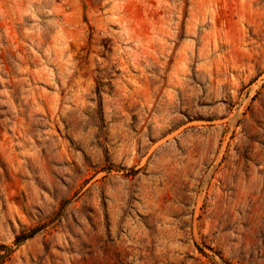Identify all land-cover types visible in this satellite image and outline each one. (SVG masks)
<instances>
[{
	"label": "rangeland",
	"instance_id": "1",
	"mask_svg": "<svg viewBox=\"0 0 264 264\" xmlns=\"http://www.w3.org/2000/svg\"><path fill=\"white\" fill-rule=\"evenodd\" d=\"M212 1L0 0V264H264V1Z\"/></svg>",
	"mask_w": 264,
	"mask_h": 264
},
{
	"label": "bare ground",
	"instance_id": "2",
	"mask_svg": "<svg viewBox=\"0 0 264 264\" xmlns=\"http://www.w3.org/2000/svg\"><path fill=\"white\" fill-rule=\"evenodd\" d=\"M248 1V0H247ZM264 0H249L248 1V4H246V3H244L243 2V4H241V7L245 4V5H247L246 7V11H247V9H248V11L250 10H254L255 8H257L262 2H263ZM210 3H211V1H210ZM209 3V4H210ZM240 3V2H239ZM208 4V5H209ZM217 5H218V3H217V0H213L212 1V5L210 4L209 6H207V7H210V6H212V21H211V23L213 24V27H216V23H215V21H216V17H217V12H216V8H217ZM237 7H240V6H237ZM236 7V8H237ZM243 9V8H242ZM242 9H239V10H241L240 12H242ZM255 12V11H254ZM237 13H239V12H237ZM244 13H245V9H244ZM247 13V12H246ZM257 13H258V11H257ZM241 13H239V15H240ZM249 14V13H248ZM239 15H238V17H239ZM247 15V14H246ZM241 17V16H240ZM214 35V34H213ZM215 37V36H214ZM214 40H215V38H214ZM214 42H216V41H214ZM217 43V42H216Z\"/></svg>",
	"mask_w": 264,
	"mask_h": 264
},
{
	"label": "trees",
	"instance_id": "3",
	"mask_svg": "<svg viewBox=\"0 0 264 264\" xmlns=\"http://www.w3.org/2000/svg\"><path fill=\"white\" fill-rule=\"evenodd\" d=\"M27 238H28V236L27 237H18L17 238V243H20V242L26 240Z\"/></svg>",
	"mask_w": 264,
	"mask_h": 264
}]
</instances>
